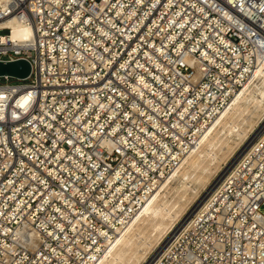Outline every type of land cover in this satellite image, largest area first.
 I'll return each instance as SVG.
<instances>
[{
	"label": "built area",
	"instance_id": "1",
	"mask_svg": "<svg viewBox=\"0 0 264 264\" xmlns=\"http://www.w3.org/2000/svg\"><path fill=\"white\" fill-rule=\"evenodd\" d=\"M263 57L264 0H0V264H93ZM203 197L154 264H264V131Z\"/></svg>",
	"mask_w": 264,
	"mask_h": 264
},
{
	"label": "bare ground",
	"instance_id": "2",
	"mask_svg": "<svg viewBox=\"0 0 264 264\" xmlns=\"http://www.w3.org/2000/svg\"><path fill=\"white\" fill-rule=\"evenodd\" d=\"M6 25L11 28L10 37L16 42H24L32 36L33 30L30 25L13 19L6 22ZM262 116H264V57L232 101L205 130L183 163L157 188L129 224L119 229L93 264H141L146 260L153 247L162 241L161 239L170 232L175 221L181 216L185 200L189 201L199 196L200 189L208 182L212 170L218 169L221 162L229 157L236 147L249 140L250 131L258 122L256 117L259 119ZM263 131L264 125L257 133L254 132V136L246 145L244 144L245 147L240 153L244 152ZM171 190L177 193V198L172 201L167 198V193ZM157 255L158 251L148 264H154Z\"/></svg>",
	"mask_w": 264,
	"mask_h": 264
},
{
	"label": "rangeland",
	"instance_id": "3",
	"mask_svg": "<svg viewBox=\"0 0 264 264\" xmlns=\"http://www.w3.org/2000/svg\"><path fill=\"white\" fill-rule=\"evenodd\" d=\"M3 32H7V30L6 31H3ZM4 81H5V78L4 77H1L0 78V82H4ZM10 81L11 82H20L19 80L14 79V78H10ZM256 120L258 121L257 122V125L250 131V135H249L250 138H249V140H251V138L254 136V134L257 133L262 128V126L264 125V116H262L259 119L256 117ZM249 140H247L246 142H244V144L246 145L249 142ZM244 144H242L239 147H236L235 150H234V152L231 153L229 155V157H227L226 159H224L221 162V165H220V167L218 169H213L212 170V174H211L210 178L212 176L213 177L215 176V177L214 178L212 177L211 179L209 178V180L206 183V185L204 187H202V189H200L201 191L199 193V196H197L195 198H191V200H189V201H186L185 200L184 207H183L184 210H183L181 216L177 219V221H175V223L173 224L170 232H168L161 239L162 241H160L157 245H155L153 247L152 253H149L148 254L149 256L141 264H146V263L148 264L150 262V260L153 259L154 255H156L157 251L159 252V249H161V247L166 242L167 237L181 225V223L185 220V218L187 216H189V214L192 212L193 208H195L197 206V204L202 199V196H204L206 194V192L209 190L208 187L211 188L212 186H214L219 181V179H220L219 177H221L226 172V170L230 167L231 163L234 161L235 157H237L240 154V151H242L243 147H245ZM167 198L172 201L175 198H177V193L171 190V191H169L167 193Z\"/></svg>",
	"mask_w": 264,
	"mask_h": 264
},
{
	"label": "water",
	"instance_id": "4",
	"mask_svg": "<svg viewBox=\"0 0 264 264\" xmlns=\"http://www.w3.org/2000/svg\"><path fill=\"white\" fill-rule=\"evenodd\" d=\"M30 73L31 63L27 59L0 60V78L10 77L17 80H24Z\"/></svg>",
	"mask_w": 264,
	"mask_h": 264
}]
</instances>
